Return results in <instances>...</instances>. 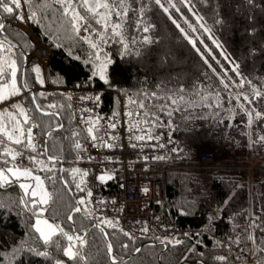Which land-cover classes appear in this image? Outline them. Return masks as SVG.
Listing matches in <instances>:
<instances>
[{
  "label": "trees",
  "instance_id": "1",
  "mask_svg": "<svg viewBox=\"0 0 264 264\" xmlns=\"http://www.w3.org/2000/svg\"><path fill=\"white\" fill-rule=\"evenodd\" d=\"M124 2L128 5L130 0ZM172 3L180 9V12H176L170 8L172 18L178 20L186 32L200 37L203 44H198L197 47L201 51L212 50V56L215 57H209L212 68L204 63L171 22L168 14L155 5L153 0H143L142 19L153 26L148 33L138 31L135 24L141 16V0H136L132 5L137 11L128 17L130 23L125 26L123 37L131 49L128 54H124L122 45L111 38L110 30L105 41L101 42L105 33L94 21L91 24L94 31L86 32L88 39H84L82 35L81 45L80 39L73 34L70 18L63 15L55 0H39V3L33 0L30 9L22 4L21 14L27 20L30 11L36 12L33 21L27 20L29 28L38 39L50 44L49 62L39 74L44 80L41 85L35 82L37 74L32 71L36 67V59L31 58L25 62V53L33 50V40L16 19L7 14L0 15V22L6 24L9 40L16 46L15 51L19 54L18 58L10 55L9 61L17 59L18 81L32 89V92L19 96L21 107L32 118L24 128L26 130L32 124H42V127H37L39 139L42 143L47 140V154L57 157V162L53 164L45 154H41L43 151H33L25 144L16 145L0 134V144L3 145L0 153L10 149L7 156L0 155V166L19 163L39 174L51 197L49 204L42 206L47 210L41 216L57 227H62L68 234L80 235L86 239L83 248L77 245L73 249H79L83 257L76 260L63 256L62 249L69 242L58 232L50 243L45 244L34 227L39 208L31 206V200L17 183H8L0 188V257L3 258L0 264H55L57 259L62 264H110L107 254L109 243L113 245V255L122 264H264V144L252 143L256 137L264 134V122H260L259 126L254 123L249 128L245 110L254 107L264 112V100L249 106L243 99L235 100L234 97L238 95L229 88L225 89L221 83L225 79L232 88L231 79L240 82L243 77L252 82L251 87H243L250 97L253 89L264 91V52L258 44L259 40L264 41V0H254V7L251 8L244 5L246 9H251L249 17L254 14L257 23L254 27L244 28L241 35L239 28L229 25V16L225 10L231 11V14L234 10L224 0H188L190 8L181 0H172ZM165 6L168 7L167 2ZM181 16L186 18L187 23ZM197 17H203L202 22L209 31L205 32L199 27L201 21ZM221 18L225 21L223 25L216 23ZM237 19L238 17L233 20ZM112 20L115 22L114 17ZM248 21V18H244L242 24ZM193 27L197 28L195 33H192ZM253 29L255 34L250 35ZM70 31L71 35L68 33ZM166 31L174 38L177 50L188 55L189 61L181 69L170 62L164 67L157 64L161 59L159 47L164 42ZM145 35L153 43L132 44V40L139 41ZM251 36L256 41L250 43L247 54L244 44ZM89 41H94L109 57L106 72L109 83L101 81L98 75L96 78L92 77L93 68L84 54L93 51ZM213 41L221 47H217ZM81 46L82 58L79 55ZM233 62L239 66V75L232 71ZM0 66H9L4 65L1 55ZM75 82L105 87L101 93V111H108L115 102L111 88H117L123 93L130 92L137 100H143L145 93H157V99L149 97L147 101L150 107L153 103L157 106L155 114L159 120L152 127L156 130L163 129L165 123L172 120L174 134L179 139L173 159L188 165L181 171L171 172L165 199L158 204L157 210L164 218L175 220L191 231V235L170 237L171 243L167 245L161 243V237L151 240L131 235L130 242L113 223L115 227L103 225L109 233L105 238L94 227L104 219L94 211L89 202L80 206L81 212L72 211L78 206L76 202L81 196L88 200L86 186L82 185L84 192L77 189L75 185L80 181L72 172L77 163L74 144L82 139L83 133L74 119L69 95L44 89V85H69ZM209 93L215 94L217 102L215 100L213 104H208L204 101L199 104ZM33 94L36 95V102L42 106L55 105L52 108L45 107V111L58 115L49 116L36 112L34 105L30 103ZM165 96L175 99L177 103L171 104L169 100H164ZM191 101L193 102L190 103ZM161 106L162 113L159 111ZM58 125H63V128L57 130ZM72 132L78 133V136L72 137ZM253 132L255 136L252 135ZM206 150L213 152L212 164L217 165L215 176L195 168L199 153ZM23 154L25 161H18ZM13 156H16L15 160L12 159ZM30 156H35L36 160H30ZM60 159L64 161L65 171H60ZM44 167L52 168L53 171H41ZM64 181L68 182L67 185ZM22 199L27 206L20 203ZM225 201L228 203H224ZM250 214L255 218L253 244L248 238ZM69 215L73 216V221H68ZM177 239L181 241L180 244L175 243ZM125 243H129L128 249L123 248ZM136 248H141V252L136 253ZM29 249L47 251L50 255L38 256L36 251ZM221 256L226 259L219 261L217 258Z\"/></svg>",
  "mask_w": 264,
  "mask_h": 264
},
{
  "label": "snow or ice",
  "instance_id": "2",
  "mask_svg": "<svg viewBox=\"0 0 264 264\" xmlns=\"http://www.w3.org/2000/svg\"><path fill=\"white\" fill-rule=\"evenodd\" d=\"M37 3H39V0H36ZM154 4L157 5L165 14H168L169 19L171 22L175 25V27L184 35V38L187 40V42L192 46L193 49L200 55L201 59L204 61L206 65H208L209 68H212V65L209 63V57L211 59H215L214 56H212V50H206V51H201L199 47H197L198 44H203V41L200 39L198 36H193L189 34L188 32L185 31V29L181 26V23L172 18V15L170 13V8L175 9L176 12H180L179 8H176V5L172 3V0H153ZM165 2L168 3V7L165 6ZM182 3L185 4V6H188L189 8L191 7L188 4V0H181ZM136 3V0H130V3L128 5H125L124 0H105L103 3H97L94 6H91L89 4V0H55V4L59 6V8L62 10L64 16H68L70 18V23L72 29L79 33L81 29H83L84 32L87 33H92L94 29L92 28L91 24L94 21V24L99 26L100 29H102L105 33V36L101 38V42H104L105 39L107 38V34L109 30L111 31V38L116 39L118 43H120L124 49V54H128L131 49L128 43L124 42V32H125V26L130 23L128 17L130 15H134L137 11L134 5ZM22 4L29 6V9L31 8L33 4V0H0V15L7 14L13 19H19V20H24L25 16L21 14V8ZM247 5L249 8L254 7V0H238L236 8L237 11H239L240 8H242L244 5ZM231 7V5H229ZM81 10L83 11V14H81ZM104 10H107L106 12ZM140 13L141 16L135 21L136 28L138 31H143L144 33H148L151 28L153 27L150 23H145L144 20L142 19L144 8H143V0H141V7H140ZM219 11V9L217 10ZM36 17V12L30 11V14L27 16V20L29 22L33 21ZM99 17V18H97ZM115 18V22H113L112 18ZM184 22L187 23L186 18H183ZM198 20L201 21L199 27L202 28L205 32L209 31V29L203 24V17H197ZM224 20L218 19L216 20V23L223 25ZM249 23H255V17H251L249 19ZM191 27V25H189ZM197 31V28H192V33H195ZM250 35L255 34V29L252 30V32L249 33ZM84 39H88L85 37ZM216 43L217 47H221L216 41H213ZM7 43V47H5V44ZM91 43V41H89ZM136 43H142V44H151L153 41L150 39L149 36L145 35L142 37L141 40H132V44ZM91 47L93 49H96L98 45L96 43H91ZM16 46L9 40V37L7 35V26L4 22H0V52H5L8 53L9 55L16 56L18 58V53L15 51ZM139 54V53H137ZM98 62V61H97ZM110 63V62H109ZM107 65L102 67L99 72H93L92 77L96 78L97 75L99 76V79L101 81H104L105 83H109L110 81L108 80L106 73H105V68ZM239 66L233 62V68L232 71L235 72L237 75H239ZM34 73H36V83H39L41 85L44 84V80L40 77V68L39 67H34L32 70ZM213 71H215L213 69ZM18 72H19V65L17 62V59H12L8 67L0 66V102H8L14 97L17 96H23L25 95L29 89L27 84H20L18 86ZM227 75V74H225ZM11 79V83H8V79ZM221 83L224 84V88L227 89L229 87V81L222 79ZM251 87L252 82L250 80H245L243 77L241 78L240 82V87L243 88L245 86ZM159 87V86H158ZM5 89H11L8 92V95L5 96L4 90ZM181 92H183V88H181ZM40 95H43L42 93ZM144 99L143 100H137L133 101V103H138L139 104V115H143L145 117L144 123L148 124L150 127L154 126L158 120L159 117L155 114L157 106L153 103L151 107L149 106V103L147 102L149 100V97H151L152 100L157 99V93L152 92V93H145L143 94ZM83 99V98H82ZM102 98L97 95L95 97V102L99 103ZM164 100H169L171 104L177 103V101L169 96L163 97ZM235 100H240L243 99L247 105L251 106L254 104L256 101L264 100V91H261L259 89H253V94L250 97L248 94H243L238 95L234 97ZM34 105V110L36 112L42 113L43 115H58V113H50L45 111V107L47 108H52L55 107V105H47V106H42L41 104L36 102V95L33 94L31 97V101ZM12 108H19V114L20 116L23 117V121L16 116L13 115L12 113L8 112L7 116H5L3 113H0V119H5L7 120L8 124L7 127L5 126H0V134H2L4 137L7 138L8 141H13L16 145H21L25 144L28 149H31L35 151V144L33 143L35 137L33 134V129L35 127H42L41 125L38 124H32V126L27 127L25 130L24 125H29L31 122V117L28 115V113L25 111L23 107H21L18 104H13ZM243 109V106H241ZM147 110V111H145ZM246 114H247V125L249 128L253 126L254 123H256L257 126H259L260 122H264V112H261L259 110H256V108L252 107L250 109H245ZM8 110H5L7 112ZM159 111L162 113L163 112V106L160 107ZM125 115L131 116L132 113H126ZM99 119V118H98ZM81 122L84 121V117H81ZM87 123L91 124L92 122L86 121ZM111 128L115 129L116 124L113 123L110 125ZM10 128L11 131H8L7 129ZM60 128H63V125H58L57 130ZM87 133V138H90L93 142H98L101 141L103 138L99 135L100 128L99 126H89L85 129ZM131 131V129H130ZM142 131H144L142 129ZM264 131V129H262ZM50 135V133H49ZM253 136H255V132L252 133ZM72 137H77L78 133L72 132L71 133ZM15 139L13 140V138ZM26 137V141H25ZM114 140L115 137H112ZM136 141H145L146 139L148 141H151L153 139L158 140L159 137H154L152 135H136L134 137ZM260 142L261 144H264V134L259 135L256 137L255 140L252 141L253 144ZM47 140L45 141V147L43 149V154L48 153V147H47ZM95 146V143L93 144ZM102 147H107V148H114L116 145L114 143H102ZM0 147H3L2 144H0ZM135 147V145H133ZM160 147H163V145H160ZM75 150H82V144L77 140L74 144ZM10 152V149H5L3 153H0V155L7 156L8 153ZM17 155H20V153H17ZM155 159H163V157H154ZM13 160L16 159V156L12 157ZM30 160L35 161L36 157L35 156H30ZM48 161L51 163L55 164L57 162V157L53 156L51 154L47 155ZM147 159V157H145ZM7 163V161H5ZM41 163H43L41 161ZM41 171H47L51 172L53 171L52 168L44 167L41 169ZM60 171H65L63 168L60 169ZM80 170L79 169H72V172L78 173ZM9 175L15 176L17 179L19 177L23 176L26 178H29L30 180L34 181V184H20V187L24 189L25 195L29 197L31 200V206L33 208H39V211L37 213V216L42 215L47 209L42 207L43 205H48L49 200L51 197L47 193L46 190H42V194L40 196L37 195L36 189L41 188V185L43 184V181L41 180L40 175L34 174V172L30 169H23L21 170L18 167H9V168H4L3 166H0V188L4 187V185L8 184L9 181ZM83 176H87V172L83 173ZM101 182H104L106 180H111L113 177L111 175H108L107 173L100 175L96 177ZM65 185H67V181H64ZM85 184V181L83 179L80 180L79 183L75 185L77 189H79L81 192L85 191V188L82 187V185ZM145 192H147V189H144ZM87 197L90 199L92 197V191L87 190ZM89 202V200H86L83 196L79 200H77V207H75L72 211L75 213H79L82 211V207ZM21 204H25L27 206L26 202L22 199L20 201ZM103 203V202H101ZM224 203H228V201H225ZM2 207V205H0ZM68 221H73V216L69 215L67 217ZM46 225L49 229H55V231H50L47 235L41 231V229L38 227L40 224ZM107 225L109 227H115L112 221H104L101 220L100 223H97L94 225L95 228L99 230V232L107 238L109 233L105 231V227L103 225ZM255 226V224L253 225ZM35 230L40 234V237L43 239L45 244H48L51 242L52 237L56 235L58 232L61 236L65 237L66 240L69 242L67 247H64L62 249L63 251V256L68 257L71 260H76V259H83V257L80 255L79 249L77 251H73L74 248L79 245V248H83V246L86 243V239L83 236L80 235H70L68 232H65L62 227H57L54 224L49 223L47 219L41 220L37 219L35 222ZM74 231H79L78 229H74ZM144 233H147L149 229L147 227H144L142 229ZM126 237H128L129 241L131 242L132 236L128 232L123 233ZM187 235V234H185ZM75 241V243H73ZM162 244H170L171 240H169L167 237H165L163 240H161ZM176 244H180V240H175ZM123 248L128 249L129 248V243H125L123 245ZM141 248H136L135 252L139 253L141 252ZM29 251H36L33 249H29ZM107 254L110 258V264H122V261H118L117 258L113 255V245L109 243L107 245ZM36 255L38 256H49L50 253L47 251H36ZM3 258L0 257V260ZM219 261H224L226 257H218L217 258ZM55 264H62L61 260L57 259L55 261Z\"/></svg>",
  "mask_w": 264,
  "mask_h": 264
},
{
  "label": "built area",
  "instance_id": "3",
  "mask_svg": "<svg viewBox=\"0 0 264 264\" xmlns=\"http://www.w3.org/2000/svg\"><path fill=\"white\" fill-rule=\"evenodd\" d=\"M49 53V46L36 40L33 55L40 68L47 66ZM47 88L65 92L73 100L75 119L84 131L82 150L78 152V174L85 181L88 190L92 191L90 199L96 211L103 217L116 221L124 232L134 235L155 237L185 232V228L177 221L162 217L157 210L158 203L165 199L170 172L182 167L180 164L170 163L178 146L173 126L170 125L164 134L153 133L143 122L142 115H137L139 108L133 103L136 98L131 93L124 94L116 88H111L116 98L115 106L108 111H101L102 99L99 103L95 102V97H101L105 87L75 82ZM129 112L132 113L131 116L125 115ZM82 116L85 122H81ZM89 120L91 124L86 122ZM113 123L116 124L115 129L110 127ZM89 126H99V135L103 138L101 141L93 142L87 138L85 129ZM36 131L35 127L34 134ZM149 134L158 136L159 139H134L136 135ZM34 137L35 146L43 150V146ZM102 143H114L116 147H102ZM213 157L211 151L201 152L198 166L211 168ZM84 172H87V176H83ZM105 173L113 179L104 182L96 179ZM144 189L148 191L145 192ZM144 227L149 229L147 233L142 231Z\"/></svg>",
  "mask_w": 264,
  "mask_h": 264
},
{
  "label": "rangeland",
  "instance_id": "4",
  "mask_svg": "<svg viewBox=\"0 0 264 264\" xmlns=\"http://www.w3.org/2000/svg\"><path fill=\"white\" fill-rule=\"evenodd\" d=\"M224 2L226 4H228V6L231 5L232 10H234L232 12V14H231V11H229V10L226 11L225 10L226 15L229 16V21H230L229 25L231 27H234V28H239L240 29V35L243 34L244 28L250 27V26H253V27L255 26V24L257 23L256 21H255V23H249V21H248V23H246V22L244 23L243 22L244 24H242V19H244V18L250 19L251 18V17H249L251 9H248V8L246 9V7L243 6L242 8L239 9V11H237L236 5H237L238 0H224ZM97 3H103V1L102 0H89V4L91 6H94ZM244 9H245V13H244ZM237 17H238L237 20H233L234 18H237ZM252 17H255V15L253 14ZM16 20H17V23H20L21 25H23L25 27L28 26V28H29V22L26 19H24V20L16 19ZM239 22H240V24H239ZM32 33L33 32H31V34H29V35H30L31 39L33 40L34 33L33 34ZM68 33L71 35L72 31H70ZM73 34L76 35L80 39L81 45H82V35H83L84 38L85 37L89 38V36L87 35L86 32H82V29H81V31L79 33L75 32L73 30ZM36 40L41 41L38 38H36ZM255 41H256L255 38L252 37V36L248 37L246 39L244 46H245V52L247 54H249L250 43H252V42L254 43ZM42 43H44V42H42ZM91 43H94V41H91ZM46 44H48V43H46ZM258 44H259L260 50L264 52V41L259 40ZM48 45L50 46V44H48ZM29 53L30 52H26V57H30L31 56V54H29ZM84 54L86 56V61H88L90 63V65L92 66L93 72L94 71L95 72H99L102 67H104L105 65L108 66V63L110 62L108 55L104 51L100 50L99 47H97L96 49H93V51H90L89 53L86 52ZM0 55H1V60L3 61L4 65H9L8 63L10 62L9 61L10 60V55L8 53H5V52H0ZM79 55L82 58V46H81V50L79 52ZM159 57H161V59H160V61L157 62V64L160 67H164L168 62H170V63H173V64L177 65L178 68L181 69L186 64V62L189 61L188 55L186 54V52H184V51L183 52H179L177 50V48L175 46L174 38H172L167 31L164 33V42L159 47ZM164 60H165V62H164ZM106 72H107V67L105 68V73ZM231 81H232V88L230 86L228 88L234 94H236V95L246 94V91L239 86L241 80H240V82H238V81H235V80L231 79ZM8 83H11L10 77L8 79ZM17 83H18V86L21 84L19 81H17ZM10 90L11 89H5L3 94L5 96H7L8 92ZM215 100H216V102L218 100V98L215 96V94L209 93L206 96V98L204 97L203 101L200 102L199 104L204 103V101L207 102L208 104H213L215 102ZM192 102L193 101H191L190 103H192ZM13 104H18V105L21 106V102H20L19 96L12 98L8 102H0V113H3L5 116H7L8 112H10L13 115H16L22 122L23 121V117L20 116V114H19V108H15V109L12 108ZM244 109H245V106H244ZM5 110H8V111L5 112ZM0 121L2 122V126L7 127V124H8L7 120L1 119ZM7 130L11 131L10 128H8ZM13 139H15V137ZM212 166H213V168L211 169L212 170L211 175L215 176L217 174V171H216L217 165L212 164ZM207 172H210V171L207 170ZM250 174L251 173L249 171L248 172L249 183H250V179H251ZM46 191H47V188H46ZM249 196L251 197L250 184H249ZM254 223H255V218L250 214L249 215V233H248V238L250 239V242L252 244L254 243V239H253V225H254ZM190 233H191V231L189 232V234ZM165 237H167L168 239L170 238L168 236H163L162 239H164Z\"/></svg>",
  "mask_w": 264,
  "mask_h": 264
},
{
  "label": "crops",
  "instance_id": "5",
  "mask_svg": "<svg viewBox=\"0 0 264 264\" xmlns=\"http://www.w3.org/2000/svg\"><path fill=\"white\" fill-rule=\"evenodd\" d=\"M19 161V160H18ZM18 167V168H20L21 170H23V169H28V168H26V167H24L23 165H21V164H19V163H17L16 165H8V166H4V168H9V167ZM34 174H37V173H35L34 172ZM37 175H39V174H37ZM41 177V176H40ZM41 180L43 181V179H42V177H41ZM9 183H13V182H15V183H17L18 184V186L20 187V184H25V185H29V184H34L35 182L34 181H32V180H30L29 178H26V177H23V176H21V177H19V179H17L15 176H12V175H9ZM21 188V187H20ZM21 190L24 192V189H22L21 188ZM42 190H46V187H45V184H44V181H43V184L41 185V188H38V189H36V191H37V195L38 196H40L41 194H42ZM25 193V192H24ZM47 193H48V191H47ZM41 219V220H45V219H47V218H45L44 216H36L35 217V219H34V225H35V222H36V220L37 219ZM48 220V219H47ZM49 221V223H51V224H54V223H52L50 220H48ZM56 226V225H55ZM38 227L41 229V231H43L46 235L50 232V231H55V229H49L46 225H44L43 223L42 224H40V225H38ZM39 234V233H38ZM40 235V234H39Z\"/></svg>",
  "mask_w": 264,
  "mask_h": 264
},
{
  "label": "water",
  "instance_id": "6",
  "mask_svg": "<svg viewBox=\"0 0 264 264\" xmlns=\"http://www.w3.org/2000/svg\"><path fill=\"white\" fill-rule=\"evenodd\" d=\"M264 235V234H263Z\"/></svg>",
  "mask_w": 264,
  "mask_h": 264
}]
</instances>
